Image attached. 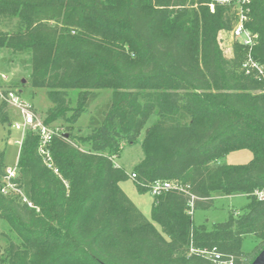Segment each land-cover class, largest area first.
Here are the masks:
<instances>
[{
  "label": "trees",
  "instance_id": "1",
  "mask_svg": "<svg viewBox=\"0 0 264 264\" xmlns=\"http://www.w3.org/2000/svg\"><path fill=\"white\" fill-rule=\"evenodd\" d=\"M207 2L0 0V52L9 62L27 57L31 69L13 88L0 85V122L12 123L10 89H45L43 122L70 129L112 89L88 133L53 135L54 168L40 134L25 132L15 182L32 205L2 192L0 150V264H217L215 252L251 264L264 249V75L246 72L249 49L239 41L224 54L219 36L235 16ZM249 16L251 56L264 70V0H251ZM138 142L144 157L128 174L113 157ZM242 149L249 162H218ZM133 174L140 192L155 180L173 184L153 195L152 219L121 186ZM237 194L249 197L242 210L195 223L194 210ZM249 234L258 242L245 251Z\"/></svg>",
  "mask_w": 264,
  "mask_h": 264
},
{
  "label": "rangeland",
  "instance_id": "2",
  "mask_svg": "<svg viewBox=\"0 0 264 264\" xmlns=\"http://www.w3.org/2000/svg\"><path fill=\"white\" fill-rule=\"evenodd\" d=\"M220 45L226 56H232L234 52V45L236 40L229 32L222 31L220 33ZM31 72L29 61L27 57L17 58L14 62L8 61V54L0 52V85L13 88L14 84L19 83L23 77H28ZM26 82V81H25ZM20 92L21 99L25 102L32 103L41 117L44 118L50 100L47 97L45 89L35 90L29 84L17 87ZM112 89L105 88L101 90L99 97L92 103L88 112H85L79 118L78 123L71 129L63 127L56 123L60 130H73L74 133L86 134L88 133V120L91 114L94 113L95 108L103 103L111 95ZM76 92L73 93L74 99ZM10 116L12 123L0 122V150L5 151V163L7 167L14 166L18 162L20 152V141L24 136L23 116L19 110L10 104ZM154 117L150 120L153 121ZM149 121V124H150ZM80 128V130H79ZM144 132L140 135L143 138ZM144 152L141 144H125L119 155L113 157L114 163L117 166L123 167L128 174H131L134 167L143 159ZM252 158V152L249 149H242L233 151L223 157L218 162L222 164H243L247 163ZM123 190L141 209V211L150 219H152V205L153 195L151 192H140L136 187L134 178L130 176L127 180L121 182ZM249 202V197L244 194H237L231 196L217 195L214 197L213 207L211 208H198L193 211V219L196 224L206 223L211 226L213 222L224 221L228 218L231 212H238ZM258 242L256 236L246 235L243 239V249L251 251Z\"/></svg>",
  "mask_w": 264,
  "mask_h": 264
},
{
  "label": "built area",
  "instance_id": "3",
  "mask_svg": "<svg viewBox=\"0 0 264 264\" xmlns=\"http://www.w3.org/2000/svg\"><path fill=\"white\" fill-rule=\"evenodd\" d=\"M250 3L251 0H208L207 4L212 11L216 9L219 5L230 6L232 13L235 16L233 27L229 32L232 37L242 43L244 46L248 47L249 53L248 57L244 63V68L247 73H252L257 71V76L259 79L264 75L263 66L256 62L251 56V49L257 43V35L254 34L251 29L247 26V22L250 19ZM3 98L10 104H13L23 116V129L24 134L27 130H34L40 134L41 140L39 145V152L43 156L45 164L54 168V163L51 157V153L48 149V144L52 139L53 135L60 131L58 127H51L43 122V119L38 115L34 105L29 102H25L21 99V95L17 90L10 89ZM24 137V136H23ZM23 140V139H22ZM20 141V145L22 143ZM18 162L14 166L6 167L5 173L2 180L1 190L4 193H18L22 197V200L28 202L29 205L32 203L23 194L22 190L19 188L15 179L18 176ZM57 172L58 169H55ZM135 174L132 175L134 177ZM173 187V184L168 181L155 180L151 184L152 195H159L163 191L168 190ZM257 196L259 199H264V189L257 191ZM214 260L217 264H232V261H222L220 260V254L215 252Z\"/></svg>",
  "mask_w": 264,
  "mask_h": 264
},
{
  "label": "water",
  "instance_id": "4",
  "mask_svg": "<svg viewBox=\"0 0 264 264\" xmlns=\"http://www.w3.org/2000/svg\"><path fill=\"white\" fill-rule=\"evenodd\" d=\"M68 135L67 133L65 134ZM251 264H264V249L257 255Z\"/></svg>",
  "mask_w": 264,
  "mask_h": 264
}]
</instances>
